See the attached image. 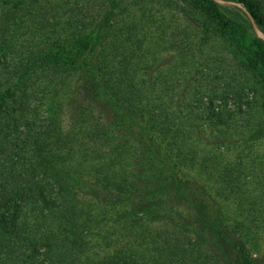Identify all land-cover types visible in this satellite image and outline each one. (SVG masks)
Here are the masks:
<instances>
[{
    "label": "trees",
    "instance_id": "obj_1",
    "mask_svg": "<svg viewBox=\"0 0 264 264\" xmlns=\"http://www.w3.org/2000/svg\"><path fill=\"white\" fill-rule=\"evenodd\" d=\"M185 1L202 15L206 32L225 36L239 62L264 76V5L226 1L248 16L252 43L218 0ZM114 16L103 12L72 45L67 29L53 26L50 7L0 0V264H202L204 249L226 264H259L245 240L250 232L214 212L196 179L167 169L160 186L154 163L161 153L129 114L144 108L148 123L183 155L202 140L215 145L212 131L229 128L234 116L210 98L207 116L194 123V106L181 102L186 89L150 88L159 80L146 68L142 77L132 75L148 65L143 46L136 33L114 44L107 32ZM118 95L128 101L127 114ZM237 105L233 112L242 111ZM202 155L189 161L211 174L217 161L209 151ZM235 166L219 172L221 190L242 187ZM155 222L170 224L177 243L170 232L161 236L166 229L146 235Z\"/></svg>",
    "mask_w": 264,
    "mask_h": 264
},
{
    "label": "rangeland",
    "instance_id": "obj_2",
    "mask_svg": "<svg viewBox=\"0 0 264 264\" xmlns=\"http://www.w3.org/2000/svg\"><path fill=\"white\" fill-rule=\"evenodd\" d=\"M218 1L225 17L239 24L254 43L248 16L234 4L226 3L228 0ZM254 1L264 5V0ZM38 2L51 8L53 26L67 29V43L72 45L79 42V36L92 21L99 22L103 12L113 11L116 16L109 20L107 32L114 44L118 45V40L136 33V40H141L143 46H139V51L143 52L142 58L148 65L132 68L131 74L142 77L146 68L159 84L147 83L145 87L150 84V88H160L166 94L171 92V86H175L176 91L186 89L187 94L181 102L194 106L198 113L197 119L192 120L194 123L201 121V116H207L203 107H207L210 98L217 108L230 110L234 116L232 125L212 131L210 137L215 145H208L209 139L202 140L193 144L192 149L186 147L185 155L176 151L179 148L173 146L162 131L148 123L144 108H133L129 115L141 131L148 133L149 141L161 153L158 162L154 163L157 172H161V176L156 173L160 186L166 184L167 169L177 171L182 177L196 179V184L203 186L198 192L214 212H220L230 225H236L243 233L250 232L251 235L245 238L248 249L259 264H264V135L259 134V129L264 127V76L261 72H249L246 63L239 62L233 53V45L225 36L206 32L204 18L185 0H113V5L111 0H33L34 4ZM114 100L119 111L127 114L128 101L119 95ZM238 102L242 111L233 112L239 108ZM192 117L195 116L190 119ZM250 132H256V140L244 141ZM207 151L211 160L217 161L211 174L210 171L203 172L199 165H193L195 161H189L198 156L200 161L205 159L202 152ZM229 165L242 168L243 185L235 192L221 190L219 172ZM249 166L252 169H248ZM252 205H255V211ZM155 230H161L164 239L170 232L169 237L175 238L177 243L179 233L170 224L155 222L146 235ZM162 237L159 238L164 240ZM146 240L150 242V239ZM201 258L208 260L202 264H226L219 255H211L210 249H204Z\"/></svg>",
    "mask_w": 264,
    "mask_h": 264
}]
</instances>
